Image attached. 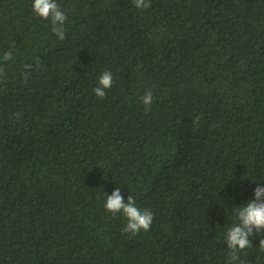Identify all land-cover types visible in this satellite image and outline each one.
I'll list each match as a JSON object with an SVG mask.
<instances>
[{
    "label": "trees",
    "instance_id": "16d2710c",
    "mask_svg": "<svg viewBox=\"0 0 264 264\" xmlns=\"http://www.w3.org/2000/svg\"><path fill=\"white\" fill-rule=\"evenodd\" d=\"M56 2L63 40L0 0V264H228L225 212L264 187V0ZM117 187L148 231L106 211Z\"/></svg>",
    "mask_w": 264,
    "mask_h": 264
},
{
    "label": "clouds",
    "instance_id": "9594fccd",
    "mask_svg": "<svg viewBox=\"0 0 264 264\" xmlns=\"http://www.w3.org/2000/svg\"><path fill=\"white\" fill-rule=\"evenodd\" d=\"M133 5L138 9H147L151 7L150 0H132ZM33 12L42 19L51 20L52 31L61 40L65 38V30L63 25L67 19L56 0H34L32 5ZM13 50L10 48L4 52L0 57V64L12 60ZM28 71L32 70V65H24ZM4 73L3 67H0V76ZM27 78V76H25ZM113 83L112 73L105 70L98 79L97 86L93 89L96 96L103 99L106 95V90L111 88ZM142 104L145 106V111L151 110L153 102V94L151 91H146L140 98ZM19 114H17L18 116ZM194 124L197 121L193 122ZM257 183L255 189V199L249 200L245 205L233 207L231 213L236 217V223L228 224L229 226L225 232L224 242L227 244L229 251L228 264H236L239 259L238 252L242 251L249 246L250 237L255 234L264 235V187L259 186ZM106 200L104 207L106 211L116 215L122 213L127 220L124 232L131 233L132 235L138 234L141 230L148 231L153 222V213L149 210H142L136 206V200L132 195H129L127 202H124V197L121 195L119 187L111 193L105 194ZM259 247L264 249V238L259 240Z\"/></svg>",
    "mask_w": 264,
    "mask_h": 264
}]
</instances>
